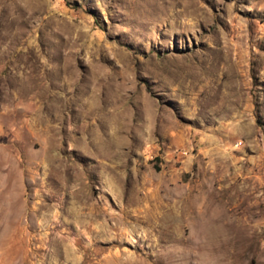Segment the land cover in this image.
<instances>
[{"label": "rangeland", "instance_id": "rangeland-1", "mask_svg": "<svg viewBox=\"0 0 264 264\" xmlns=\"http://www.w3.org/2000/svg\"><path fill=\"white\" fill-rule=\"evenodd\" d=\"M0 264H264V0H0Z\"/></svg>", "mask_w": 264, "mask_h": 264}]
</instances>
